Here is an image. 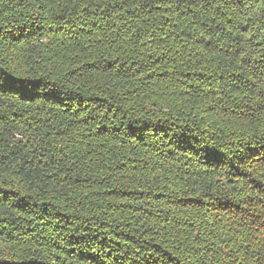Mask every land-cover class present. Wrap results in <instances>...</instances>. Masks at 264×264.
Returning a JSON list of instances; mask_svg holds the SVG:
<instances>
[{"label": "trees", "instance_id": "1", "mask_svg": "<svg viewBox=\"0 0 264 264\" xmlns=\"http://www.w3.org/2000/svg\"><path fill=\"white\" fill-rule=\"evenodd\" d=\"M0 264H264V0H0Z\"/></svg>", "mask_w": 264, "mask_h": 264}]
</instances>
